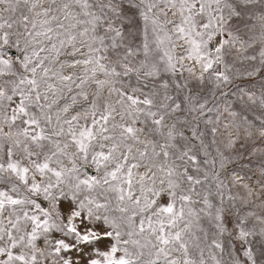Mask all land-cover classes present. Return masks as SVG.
Wrapping results in <instances>:
<instances>
[{"label":"snow or ice","instance_id":"obj_1","mask_svg":"<svg viewBox=\"0 0 264 264\" xmlns=\"http://www.w3.org/2000/svg\"><path fill=\"white\" fill-rule=\"evenodd\" d=\"M0 264H264V0H0Z\"/></svg>","mask_w":264,"mask_h":264}]
</instances>
